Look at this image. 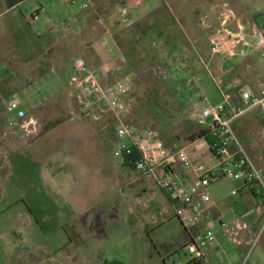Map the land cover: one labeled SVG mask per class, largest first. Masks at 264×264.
<instances>
[{
	"label": "rangeland",
	"instance_id": "obj_1",
	"mask_svg": "<svg viewBox=\"0 0 264 264\" xmlns=\"http://www.w3.org/2000/svg\"><path fill=\"white\" fill-rule=\"evenodd\" d=\"M7 1L10 0H0V9L5 8ZM258 1L264 6V0ZM39 3L43 10L38 11L34 32L19 29L10 33L1 28L6 17L13 15L20 18L21 14L29 17L39 8ZM83 4H86L85 8ZM142 5L130 6L127 16H122L120 9L127 7L126 2L116 3L115 0H78L74 5L64 0H27L6 17L0 18V264H102V256L96 250L92 252L94 257L89 253H84L85 258L83 255L85 248L92 249L95 245L92 243L88 246L89 243L84 242L83 238L82 225L88 213L78 216L76 212L90 206L89 202L86 203L90 201V196L92 205L97 202L95 198L99 197L97 200L100 202L102 199L100 211L103 212L101 229H97V223L93 222L94 225L88 230L94 238L107 237L113 232L109 242L115 240L117 244L115 241L110 242L111 245L106 244V247L113 248V244L121 246V252L117 254L125 258L123 264H152L157 254L167 251L163 247L164 242L157 245L156 249H149L145 234L136 226L146 225L148 230L152 228V220L148 218L151 216L149 203L148 207L142 206L147 201L146 194L156 192L152 179L122 165L119 147L128 141L126 138H117L110 115L104 114L98 123L83 118L68 89V80L72 74L70 59L79 56L88 68L98 69L100 65L92 64L91 46L100 43L104 35L103 25L107 30L114 29L115 32L128 29L133 23L126 25V17L130 18L129 13L140 11ZM164 15L160 12L156 18L158 24ZM47 18H51V22L47 23ZM62 22H67L68 29ZM163 47V43L158 47H150L148 53L152 55L157 52L163 56L172 53ZM198 54L206 64V76L212 87L211 98L177 101L171 95L172 89L167 82L169 76L159 67L153 69L152 76L153 79L163 80L156 88L162 101V113L168 118H154L151 112L141 109L135 100L132 106H126L122 119L127 126L134 128L136 137L146 136L152 131L157 139L160 138L164 148L184 149L191 162L204 169L213 166L215 160L202 140L191 142L188 137L199 124L201 105L216 106L222 101L216 91L217 87L222 86L210 67L209 60L217 56H211L208 51ZM220 61V65L226 62L222 58ZM203 67L196 66L193 68L195 72L188 75L190 87L193 85L192 78L201 75ZM147 72L138 73L136 79L141 86H134L133 93L141 95L143 88L149 86L152 77ZM11 95L20 98V108L25 112L26 120L32 119L37 126L35 133L25 136L14 129L23 136L17 137L7 128L5 102ZM249 119L240 118V127L248 125L255 133H259L260 128L264 127V116L259 114L257 118ZM90 136L94 140L100 137L106 142L105 158L94 156L95 161L90 158V144L87 141ZM36 139H39L37 148ZM35 149H39L45 156L41 159L33 156ZM198 155L204 158L200 160ZM8 157L12 165L9 173ZM77 168V175H91L92 179H74L73 173ZM182 172L183 169L179 168V173ZM99 174L101 176L96 178ZM155 175L159 176L160 170L155 171ZM78 183L82 185L76 186ZM157 192L169 196L171 205L177 206L172 194L160 189ZM87 221L91 223V220ZM154 221L157 225V221ZM74 225H77L75 234L70 231ZM157 230L154 228V231ZM162 233L164 236L168 233L172 236V232L165 229ZM130 242L137 243L140 251H130ZM191 252L193 250L188 247L182 259ZM104 254L107 258L106 252ZM132 256L136 257L134 261H131Z\"/></svg>",
	"mask_w": 264,
	"mask_h": 264
},
{
	"label": "crops",
	"instance_id": "obj_2",
	"mask_svg": "<svg viewBox=\"0 0 264 264\" xmlns=\"http://www.w3.org/2000/svg\"><path fill=\"white\" fill-rule=\"evenodd\" d=\"M26 1L27 0L7 1L5 8L0 9V18L6 17L8 14L12 13L15 8ZM85 1L89 2V0ZM115 1L116 3L126 2L127 7L120 9V13L122 16L125 14L127 16L129 9L127 1L129 0ZM142 4V9L140 11L129 13L131 14L130 18L126 17L125 19L127 21L126 25H130L152 14V12L160 6H165L168 17L165 15L162 16V22L153 29L154 38L149 43V47H158L159 44L163 43L165 46L163 48L172 53L180 49L191 51L194 54V63L196 66H204L202 74L192 78V87L189 86V80L187 79L186 81L190 89V99L192 98L195 101H201V99L204 100L205 98L209 99L212 96V87L209 85V79L206 76V73H208L206 64L203 63L198 54L208 51V37L210 33L219 27L223 19L226 21L227 28L231 30L243 28L249 34L253 29L264 26V6H262L258 0H145ZM42 10V5L39 3V8L35 10V19H32L31 15L25 17L22 14L20 18L13 15L9 18L6 17V20L10 21V24H7L8 21L6 22V20H4L1 28L10 33L14 30L18 31L19 29L34 32L36 28L34 21L38 19V11L41 12ZM157 15L155 18L158 19L159 16ZM46 22H51V18H47ZM62 25L66 27L67 22H62ZM66 28L68 29V27ZM103 32L104 35L99 40L100 43L97 44L98 46H91L93 55L92 64L93 66L100 65L99 68H108L113 60H117L120 57V52L112 38L115 30L111 29V31H109L103 25ZM223 60L226 61L223 65H220L222 62L219 57H212L209 61L212 74L219 80L225 99L231 106H240L241 103L238 91L241 88L249 90L254 96L261 95L262 91H264V60L259 58L258 53L250 51L247 52L244 57ZM5 62L7 65V60H5ZM237 85L239 86L236 87ZM216 91L220 96L217 88ZM17 98L20 99L19 97ZM203 105L204 104L201 106ZM258 110L259 109H252L244 113L242 115L244 116L243 118L241 116L234 121L233 129H235L241 144L248 150L246 151L253 163L260 170L261 179L262 182H264V144H262V142H264V140H262L264 139V127L260 128L259 133H255L248 125H246L245 128L239 125L240 118L241 120H247L249 118L255 119L259 114L264 116V113ZM9 130L13 131L12 133L17 137H23L14 129ZM94 132H96V129H94ZM260 134H262V137ZM38 140L39 139H36L35 141V148H37L36 144ZM87 141L90 144L89 154L93 161H95L94 156H98L99 158L106 157V142L104 140L100 137H96L94 140L93 136H90V140ZM52 152L53 151H51V154ZM203 153L204 152L201 154ZM33 156L41 159L45 155L39 151V149H35ZM198 157H200V160L204 158V156L199 155ZM59 160L63 162V159L60 158ZM7 168L9 173L10 168L12 169L9 157ZM77 173L78 168L77 171L73 173V178L76 180L83 181L92 179L91 175H77ZM98 176L100 177L101 174L96 175V178H98ZM193 177L194 175L190 171H188V173L186 171L180 173V178L186 185ZM79 185L81 186L82 183H78L76 186ZM231 191H235V194L231 195ZM206 192L209 196L210 203L203 206L201 219L189 231L184 230L174 217L175 206L171 205L172 203L169 196L160 195L157 189L156 192H152V195L146 194L147 201L143 203L142 206L145 207L149 203V207H147L150 210L151 216L148 218L152 220L150 221V227L152 228L148 230L149 227L146 225L136 226L145 234L148 244L147 247L149 246V249H156L157 245H162L161 242H164L165 246L163 247L167 248L164 254H157L156 260L152 264H179L180 262H182L181 264H186L197 251L200 252L201 257L199 260L195 259V264H219V259H221V264H264V199H262L261 195L256 194L252 189L246 187L240 179L234 178L219 179L211 183L207 187ZM81 193L82 191H80V194ZM120 195H122V193H120ZM127 195L130 194L128 193ZM91 197L92 196H90V201L88 200L86 202H89V207L78 210L76 212L77 214L74 213L78 216L83 213H88L87 220H91L90 224L87 220L83 222V238L85 237L84 242L89 243L88 246L92 243L95 246L92 248L93 250L90 247L87 249L85 248L83 255L84 253H89L94 257L92 252L96 250L97 254L102 256V261L117 260L123 264L125 258L117 254L121 252V246L118 247V245H116L117 242L114 240L116 244H113V248L108 247V251L106 247V244L109 246L111 243H115L113 240L110 241L111 243L109 242V237L114 234L113 232L112 235H107V237L99 236L94 238L88 230L92 228L91 226H93L94 223H97V229H101V211L103 212V210L100 211L102 199L100 202L97 200L99 197L95 198L97 202L92 205L93 202ZM176 202V207H178L180 204L177 200ZM92 218L94 220H92ZM154 220L157 221V225H155L156 222ZM221 223L228 226L229 233L224 232ZM235 224H242L244 227L236 229L234 226ZM76 227L77 225H74L73 229L70 230L73 234L76 233ZM154 228H157V231H160V233L157 234ZM163 229L167 230V232H172V236H170V233H168L167 236H164L163 233L161 234ZM205 230H210L212 232V240L209 245L201 246L196 241H192V236L202 233ZM151 235L156 236V238H153ZM257 235L258 238L254 243V239ZM69 241L72 243L74 242L72 240H68V242ZM131 244L130 251L136 253L140 251V247L137 243ZM141 247H143V245H141ZM188 247L191 248L193 252H191L189 256H186L185 259H182ZM149 249L147 248V250ZM105 252L108 255L107 258L105 257ZM108 253L111 256H109ZM85 257L84 255V258ZM134 259H136V257L132 256L131 261H134Z\"/></svg>",
	"mask_w": 264,
	"mask_h": 264
},
{
	"label": "built area",
	"instance_id": "obj_3",
	"mask_svg": "<svg viewBox=\"0 0 264 264\" xmlns=\"http://www.w3.org/2000/svg\"><path fill=\"white\" fill-rule=\"evenodd\" d=\"M78 0H65V3L74 5ZM128 6H139L145 0H129ZM83 8L86 4L82 5ZM32 19L36 14H31ZM208 51L211 56L222 59H235L244 57L247 52H256L260 59L264 60V26L255 28L249 34L243 28L231 30L226 27L225 19L219 27L212 31L208 37ZM72 69L68 80L69 95L79 107V113L83 118L92 122L101 121L104 114L110 115L113 120V129L119 139L126 138L128 143L122 144L120 149L134 146L139 152L140 159L134 163V170L149 176L155 187L172 194L179 202L174 208V217L184 230L193 228L202 216L204 205L210 203L206 192L207 187L222 178L240 179L246 187L252 189L264 199V182H262L260 170L255 166L250 156L236 136L233 123L244 113L252 109H260L264 113V91L260 96H254L249 90L241 88L238 91L240 106L233 107L225 99L222 88L217 87L222 101L216 106L204 104L198 116V123L207 129V136L211 143L202 140L215 160V164L209 168L196 166L188 157L184 149H166L152 131L146 136L136 137L135 131L123 122L126 111L125 101L114 89H107L102 79L107 74L108 68L90 69L79 56L70 59ZM119 88V84L116 86ZM21 100L11 95L5 102V110L8 114L7 128L17 129L25 136L33 134L37 126L32 119L26 120L25 112L20 108ZM128 152V150H126ZM179 168L193 173V179L186 185L180 178ZM160 170V175L155 171ZM235 191H231L234 195ZM225 233H229L228 226L221 223ZM241 229L244 225H234ZM193 240L201 246L209 245L212 240V232L205 230L192 236ZM258 235L254 239L257 240ZM201 254L197 251L189 260L195 263ZM219 259V264H221Z\"/></svg>",
	"mask_w": 264,
	"mask_h": 264
},
{
	"label": "trees",
	"instance_id": "obj_4",
	"mask_svg": "<svg viewBox=\"0 0 264 264\" xmlns=\"http://www.w3.org/2000/svg\"><path fill=\"white\" fill-rule=\"evenodd\" d=\"M160 12L168 17L165 6H160L152 14L134 22L128 29L117 31L113 34L112 38L120 52V57L108 66V72L103 77L102 83L107 89H114L125 102L127 100V108L132 106V101L136 100L137 104H140L141 109L143 108L145 112H151L154 118L158 116L168 118L166 114L162 113V101L158 95V88H156L157 85L162 84L163 80L153 79V69L161 67L165 71V74L169 76L167 82L172 89L171 95L181 102L188 100L191 96L186 81L188 75L195 72L193 68L196 65L194 63V54L187 50L180 49L175 53H167L164 55L165 57L157 52L149 55L148 52L151 50H149V43L154 38L153 29L158 25L155 17L157 14L159 16ZM146 70L148 71L147 74L152 77L151 81L147 88H143V93L137 95L132 91L134 86H141L136 77L140 71ZM117 84H119V88L116 87ZM191 103L194 102L192 101ZM200 139H203L207 144L211 143L210 138L207 136V129L203 125L198 124L188 137V140L193 142ZM119 152L122 165L129 170H134V163L140 159L137 149L134 146H128L126 149H120ZM102 264L122 263L113 260L103 261ZM186 264L195 263L188 262Z\"/></svg>",
	"mask_w": 264,
	"mask_h": 264
}]
</instances>
